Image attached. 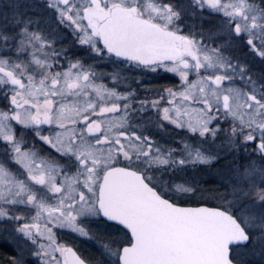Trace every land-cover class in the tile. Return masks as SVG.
<instances>
[{"label":"snow or ice","instance_id":"1","mask_svg":"<svg viewBox=\"0 0 264 264\" xmlns=\"http://www.w3.org/2000/svg\"><path fill=\"white\" fill-rule=\"evenodd\" d=\"M0 264H264V0H0Z\"/></svg>","mask_w":264,"mask_h":264},{"label":"flooded vegetation","instance_id":"2","mask_svg":"<svg viewBox=\"0 0 264 264\" xmlns=\"http://www.w3.org/2000/svg\"><path fill=\"white\" fill-rule=\"evenodd\" d=\"M11 249L6 246H0V258L11 255Z\"/></svg>","mask_w":264,"mask_h":264}]
</instances>
